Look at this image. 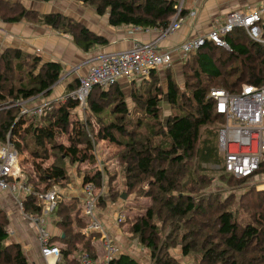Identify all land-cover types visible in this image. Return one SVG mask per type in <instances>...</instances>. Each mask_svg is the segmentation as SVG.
<instances>
[{
    "label": "trees",
    "instance_id": "1",
    "mask_svg": "<svg viewBox=\"0 0 264 264\" xmlns=\"http://www.w3.org/2000/svg\"><path fill=\"white\" fill-rule=\"evenodd\" d=\"M56 1L0 0V10L19 11V16L6 18L7 22L18 23L37 13L27 7L28 2L49 4ZM81 1L93 5L100 16L108 14L109 26L113 28L166 29L180 5L178 0ZM183 8L180 17L184 18L189 15L190 7ZM63 17L72 20L62 13L42 15L43 22L54 28L61 21L66 23ZM262 20L264 22V18ZM73 37L77 47L85 53L94 47L109 45L105 36L82 25L78 26ZM227 39L231 52L207 42L184 62L185 66L190 64L187 65L189 82L185 85L189 93L180 92L177 80L171 75L167 76V95L174 110L167 124L161 121L160 116L163 91L156 83L157 73L160 72L157 70L151 73L150 80L129 84L137 90L131 95L134 109L143 115L136 122L120 86L124 84H115L105 90L94 87L87 99L89 115L85 124L78 119L73 120V116L78 115L76 110L79 104L70 97L64 102L60 99L52 101L50 109L41 116H21L18 103L49 97L60 80L63 65L45 61L41 55L25 53L20 48L4 50L0 56V138L15 146L18 157L31 152L33 158L41 161V164H35L37 173L30 175L26 172L25 181L32 191L26 196L24 211L42 215L38 197L66 184L69 175L65 163L69 161L88 171L84 186L91 184L96 191L101 190L104 174L95 151L98 145L106 144V147L116 150L112 157L120 154L124 161L127 194L138 191L143 193V197L152 199L151 205L136 200L135 206L143 207L144 215L135 217V213L129 219L133 221V233L150 250L153 264H181L170 249L176 246L173 238L181 230L182 224L186 231L178 243L182 245L183 255L197 251L201 255L199 264H264V227L241 225L235 213L224 207L226 204H222L221 200L219 204L213 201V195L217 197L219 193L198 195L199 190L195 187L196 184L209 186L210 180L196 173L203 172V164H220L222 160L224 163V158L221 159L218 153L219 147L212 142L201 143L205 126L225 120L217 113L210 91L223 88L236 93L244 84L264 85V43L251 40L246 31L240 28L231 32ZM165 70L172 71V67ZM78 83V80L71 82L67 96L78 88ZM63 136H69L68 144L59 142ZM195 159L196 168L190 172L195 165L192 167L189 164ZM19 163L26 168L28 160L23 157ZM263 171L264 163L260 172ZM235 179L232 175L229 183L236 184ZM237 180L244 183L248 179ZM144 184L153 190L143 192ZM103 200L101 198V204L105 203ZM77 202L74 197L66 199L62 194L58 199L55 226L62 232L60 235L55 232L58 235L56 238L53 233L51 238V244L58 242L62 245L57 264H73L76 261L82 264L80 257L83 254L102 264L99 262L101 251L97 244L100 234L85 232L84 228L77 229L78 224L88 225L85 216L77 217ZM75 207L76 211L71 209ZM63 211L67 212L65 216ZM157 217L163 225L171 224L172 231L164 241L159 236V225L155 221ZM207 217L209 221L198 220ZM1 220L0 210V264H30L21 245L9 242L8 229ZM125 222L126 219L122 224ZM74 227L77 229L75 232ZM84 235L90 239L85 241ZM83 240L85 244L79 248L78 244ZM249 252H255L254 256H249ZM109 264L140 263L131 254H122Z\"/></svg>",
    "mask_w": 264,
    "mask_h": 264
},
{
    "label": "rangeland",
    "instance_id": "2",
    "mask_svg": "<svg viewBox=\"0 0 264 264\" xmlns=\"http://www.w3.org/2000/svg\"><path fill=\"white\" fill-rule=\"evenodd\" d=\"M178 1L179 4L184 5L185 7H190V8L191 6L193 7L192 4L194 0H178ZM204 2L207 3V0H204ZM28 4H29V9L36 10L37 13L29 16L26 19H23L18 23L7 22L6 18L19 16L20 14L19 11H9L8 9H4L2 11L0 10V56L4 50L9 48L6 46L11 43L13 45H19L18 47H20V49H23V52L25 53H28L27 50L37 49L36 53H39L41 56L46 57L48 55L47 54L44 55V54L45 52L48 53L49 51L47 48L46 39L47 36L50 35V36H54V38H58L59 41L62 38H65L63 40L68 41V45H66V47L62 49L63 50L62 52L69 53L70 56L66 57L67 61L72 62L73 65L78 63H80L81 65L83 63H86L85 59L88 56L77 47L74 41L73 34L76 33L78 26L80 27L81 25L82 27L86 26L87 28H89L90 30H92L97 34H99V32H105V33L108 32L107 34H109V32H111V34L114 33L119 34V32L120 33L123 32V31H119V32L110 31L109 28L110 26L108 23V14L100 16L93 5L86 4L81 0H57L56 2L49 4L47 3L36 4V2H28ZM199 7L201 8L200 4L197 2L195 6L196 14L192 16L191 14L192 10L189 12V14L191 15L193 20V22L191 20L193 27L195 25L194 28L199 30L200 34H204L208 29L212 28L211 25H214L216 20H220V19L213 20V18L215 17L211 15V17L209 18V20L212 21L210 27L205 28V27L197 26L198 24L197 21L200 19L199 17L200 15H198V11H197ZM49 13H62L64 16L70 17L72 20L70 19L67 20L66 18L63 17V20H65L66 23L61 21V24L60 23L57 24V28L50 27L47 26L42 19V15ZM223 18H225V16H222V19ZM77 22L82 24L76 25ZM200 28L203 29L201 30ZM14 29L16 30V32L14 31ZM44 41L45 44L40 49H38L39 45L42 42L44 43ZM55 51H61V50H59V48L55 45V48L52 49L51 54H54ZM218 54H221V52H219ZM190 63L192 64L193 60ZM187 65L190 64H186L185 66L184 62H180L179 56L175 54L172 71L162 70L157 73L158 77L156 78L158 79L156 83L159 84L158 86H161L163 91V102L161 103L160 116H161V121H163L165 124H167L168 119L171 117V114H173L174 111L169 103V98L167 95V80H166L167 76L171 75L177 80L176 83L181 90L180 92H183L185 94L189 93L190 91L187 90L185 87L186 82H189L188 74L190 73L188 71ZM90 66L91 64H89L88 71ZM62 67H63V71L61 73L60 80L54 86L53 92L50 94L49 97L45 96V97L37 98L35 100L37 101L35 105H39L42 103L51 104V102L54 100L65 99L69 91L68 86L71 84L70 82H72L73 76L68 77L67 75L66 77H64L66 72L65 69L66 66L63 65ZM75 68L73 69V72H76ZM82 68H85L84 65ZM75 79L76 77H74L73 82L75 81ZM150 79L151 77L149 78V80ZM192 81L193 80H190V82ZM194 81L196 82V80ZM214 85L215 83L212 84L213 87ZM120 86L122 87L121 89L125 94V98L127 99L128 106L130 110L133 112L132 118H134V122H136L137 118L143 117L140 111L134 109L135 106L131 98L132 93H134L137 90H134V88L129 84L120 85ZM96 93L97 92L95 91L94 94ZM62 102H64V100H62ZM86 105L87 104H85L82 108L80 107V109L78 108L76 110L78 115H76V117L73 116V120L78 119L81 124L82 123L85 124L87 122L89 113H87ZM225 123L226 120L223 119V123L217 121L214 124L205 126L202 129V133H201V143L205 141L212 142L218 148L219 134H220L219 130ZM68 138L69 136H63L59 142L63 144L64 141L65 144H68ZM30 145L32 144L30 143ZM115 152H116L115 149H110L109 147H106V144L98 145L97 152L95 151L96 156L98 157L97 159L99 161L101 160V166H102L101 170L104 174L103 180L101 181L103 188L99 191L94 190V197L97 200V204H96L97 208H95L96 221L100 222L103 225L108 236L111 237V239L109 238L108 239L111 242L113 241V245L116 246L120 252L122 251L121 255L131 254L139 261L140 264H153L150 250L145 245L141 244L139 237L133 233V229H132L133 221L132 220L130 221L129 219L130 217L134 216L135 213H136L135 217L140 216L141 214L144 215L143 207L139 208L135 206L136 200L139 199L140 201H142L143 204L151 205L152 199L143 197V193H140L138 191H135L134 193L129 195L127 194L128 191L126 188V174L124 171L125 164L120 154H118L117 156L115 155L116 157H112V154H114ZM218 153L221 159H223L221 152L219 151ZM23 157L28 160V163L26 164L27 169L25 167H22V165L19 163L21 175L18 181L26 183L25 181L26 172L30 175L37 173L35 164H41V161L33 158L31 156V152H25L24 155H22V157L21 156L18 157V160L22 162ZM196 161L197 160L195 159L194 161L190 162L189 166L193 167L195 165V167L191 168L190 172H193L195 170ZM65 167L67 168V172L69 175L67 177L66 184L63 187L59 186L57 188H54V190H52L51 192H55V191L62 192V195L66 197V199H72L74 197L78 201L77 209L79 208V211L77 212V217L78 219H80V215L81 216L83 215V205H84L83 194L85 190L84 179L86 172L88 171H86V169L80 167L79 165L77 166L73 165V163H71L70 161L65 163ZM202 168L204 169L203 172L200 171L196 173L198 174V176L200 175L205 176L206 179L210 180V183L209 186L208 184L206 186L196 184L195 187L199 190L198 195L206 194L209 192H214L215 194L219 193L217 197H214L213 195V199H214L213 201L219 204L220 202L219 200H221L222 204H226L224 205V207L225 208L227 207L229 210L235 213L236 218L241 225L246 226L250 224L251 225L256 224V226L260 228L264 227V194H262L264 192V171L260 172V174L256 175L255 177L248 179L244 183H241L240 180H237L238 178L236 177V179L234 180L236 184L235 183L231 184L229 183V181L232 175L226 173L223 170V160L220 162V164H203ZM146 184L143 185V192L144 191L148 192L150 190H153L151 187L150 188L147 187ZM188 186H191L192 188L191 184H189ZM31 191H32V187H31ZM48 193L50 192L42 193L38 197L40 201V205L42 206V210H44L46 204L44 200L41 198V196H45ZM123 194H126L127 196L126 199H123L122 197ZM27 195L28 194L25 191H21L18 194L16 193L15 196H17L16 198L17 200L15 199L16 203H14V208L8 209V211L6 210V208L0 207L1 219H2L1 221L5 223L6 228L8 229V233L10 235L9 242L18 243L21 245L22 250L24 252L28 251V253L25 254L30 264H41L39 263L41 261L43 262V264H47L45 263L46 262L45 260H42L43 257L41 258L38 255L40 251H38L37 248V241H39V230L41 229L40 224L37 223L35 225L34 223L29 222V220L27 219V217L30 216L37 217V215L27 214L24 211V201ZM101 198L104 199L103 201H105V203L102 204L100 203ZM12 201L14 200L12 199ZM21 202L23 203V209H21L20 207ZM58 204L59 203L57 202V205ZM71 209H75L76 211V207ZM55 212L50 216L51 223H46V226L44 227H46V229L51 234H53L56 231L58 232V235H60L61 234L60 232L62 231L56 228L55 226V222H57L56 219L58 218ZM63 213H64L63 216L67 214V212L65 211H63ZM120 215L125 216L126 222L123 224L122 222H120ZM42 216L43 213L40 217L37 218H41ZM91 218L92 217H90V219ZM157 218L155 219V221L159 225V236L161 238V241H164L166 239V235H168L172 231L171 224L168 222V224L165 226L161 221H159V218L158 219ZM25 219H27V221ZM198 220L209 221V217L200 218V219L198 218ZM48 224H52L51 226L55 231L49 229V227H47L49 226ZM88 225H89V221H88ZM88 225L84 226V223L78 224L77 229H82V228L86 229ZM77 229L76 227H74L73 229L74 232ZM185 231H186V227H184L182 224L181 230L178 232V234L174 235L173 240H176V246L170 249L171 254L174 256H177V254L183 255V251L181 247L182 245L181 243L179 244L178 242H180L181 236ZM58 235L54 233L55 238ZM88 239H90L89 236L84 235V240L87 241ZM84 240L83 243L78 244L79 248H82L83 245L85 244ZM54 242H56V240ZM60 244L61 243L58 242L55 243V245L58 246L59 248L62 246ZM97 244H99L98 248L101 251L99 262H102V264L108 263L106 258V250H105V248H107L106 243L104 244V241L101 238H99V240H97ZM35 253L37 255V262L34 259ZM249 254H250L249 256H254L255 252H249ZM189 258H191L195 264H199L201 260V255L197 251H195L192 254H190ZM76 262H74L73 264H77Z\"/></svg>",
    "mask_w": 264,
    "mask_h": 264
},
{
    "label": "built area",
    "instance_id": "3",
    "mask_svg": "<svg viewBox=\"0 0 264 264\" xmlns=\"http://www.w3.org/2000/svg\"><path fill=\"white\" fill-rule=\"evenodd\" d=\"M184 5L178 6V12L172 23L166 28L131 27L128 33L159 31L160 36L149 42L134 39L132 46L126 50L117 52H106L98 54L83 65L91 64L89 71L79 79L78 88L65 97L74 99L82 108L87 104L94 87L105 90L115 84L140 82L149 79L155 70L162 71L174 65V56L177 54L181 62H185L189 55L203 47L207 42L231 52L227 36L236 29H244L249 38L255 42L264 43V0L259 4H251L242 11L234 10L226 14L225 18L218 20L204 34L189 38L179 44L170 47L161 46L162 41L173 36L185 24L186 19L191 17H180ZM192 16L196 13L191 11ZM177 47V48H175ZM176 52V53H175ZM39 98V97H38ZM210 98L215 103L217 113L223 116L226 123L221 127L219 134V151L224 163L223 168L227 173L239 179H250L260 174L261 165L264 163V85L244 84L242 89L231 93L225 89L213 88ZM37 98L21 101L20 115L36 117L43 115L50 109L49 103L35 105ZM20 166L18 151L10 141L3 142L0 138V193L16 195L21 191L31 193V187L20 179ZM94 186L89 184L84 190L83 216L89 225L85 232H96L101 234V239L106 243V258L110 261L119 257L122 253L113 245L103 225L96 221L97 200L94 197ZM62 192H50L41 196L46 207L42 211L43 216L37 218L27 217L29 222L40 224L39 247L40 253L47 264H57L61 258V250L58 246L51 244V234L46 227L50 223V216L57 209V202ZM23 209V203H20ZM32 215V214H31ZM90 217H92L90 219ZM125 216L120 215V222ZM48 227V226H47ZM109 238V239H108ZM82 264H97L87 254L81 257Z\"/></svg>",
    "mask_w": 264,
    "mask_h": 264
},
{
    "label": "crops",
    "instance_id": "4",
    "mask_svg": "<svg viewBox=\"0 0 264 264\" xmlns=\"http://www.w3.org/2000/svg\"><path fill=\"white\" fill-rule=\"evenodd\" d=\"M13 1L14 2H21L22 0H13ZM262 1L263 0H207V3H205L204 0L203 1L194 0V2L192 4L193 7L191 6V8H189V9H190V11L192 10L193 13H196L195 6H196L197 2L200 4L201 8L199 7L198 10H197L198 11V15H200L199 16L200 19L197 21V23H198L197 26L206 28V27H210V25L212 24V21L209 20L211 15L213 17H215V18H213V20L214 19H220L221 20L222 16H226V14L231 12V11H234V10L242 11L245 8H247L249 5H251V4L257 5L260 2H262ZM204 4H206V5H204ZM27 7L29 8V4L27 5ZM191 20H192V17H189V19L187 18L186 24L179 31H177L173 36H171L168 39L163 40L161 46L167 48V47H170L171 45L179 44V43H181L183 41L188 40L189 38H192L194 36L199 35L200 34L199 30L194 28L195 25L193 27V25H192L193 20H192V22H191ZM216 21H218V20H216ZM109 28H110V31H112V32H119V31H123V32H121V33L119 32V34H115V33L111 34V32H109V34H107L108 32H106V33L105 32H99V34H103V36H105L108 39L109 45H107V46H97V47H94L88 53L84 52L88 56L85 59L86 62H87V60H90V58H92V57H94V56H96L98 54H101V53L117 52V51L126 50V49H128V48H130L132 46V42H133L134 39H138L139 41H142V42H149V41L157 39L160 36V32L156 31V30L149 31V32H136L135 34H131L130 35V33H128V31L132 30V28L129 27V26H127V27L126 26L125 27H119V28H113V27L110 26ZM200 29L202 30L203 28H200ZM14 31L16 32L15 29H14ZM63 39H65V38H62L59 41L58 38H54V36L48 35L46 40H47V48H48L49 51H48V53L45 52V54H44V55L47 54L48 56H46V57L42 56V58L45 61L60 62L62 65L66 66L65 67L66 72H65L64 77H66L67 75H68V77L73 76L72 77V82H73L74 77H76V79H79V77H81V76H83V75H85L87 73L89 64L88 65H84L85 68H82L83 64L80 65V63H78V64H74L73 65L72 62L67 61L66 57L70 56V55H69V53H63L62 49L64 47H66V45H68V41L63 40ZM44 44H45V41H44V43L42 42L40 44L41 46L39 45L38 49H40ZM55 45L61 51H55L54 54H51V51H52V49L55 48ZM18 46L19 45H13V44L10 43L6 47H9V48H20ZM27 52L30 53V54H34V53L37 52V49L27 50ZM36 54L38 55L39 53H36ZM74 68H75L76 72H73ZM122 84L125 85L127 83H125V80H123ZM57 97H59V96H57ZM7 194L8 193H0V207H4L8 211V209L14 208V203H16L15 199L17 198V196H15L13 194H8V195H10V196H8ZM81 195H82V193H81ZM12 199L14 201H12ZM3 210H5V209H3ZM25 220L27 221V219H25ZM48 225H49L48 226L49 229H51L52 231H55L52 228V226H51L52 224H48ZM37 248H38V251H40V247H39L38 241H37ZM25 253H28V251L27 252L25 251ZM38 255L42 258L40 253ZM174 257L177 260L179 259L181 264H195L194 261L191 258H189L190 255L185 256V255L177 254V256H174ZM34 259L37 262L36 253H35ZM42 260H44V259H42ZM39 261H41V260H39ZM39 263L43 264L42 261L39 262Z\"/></svg>",
    "mask_w": 264,
    "mask_h": 264
},
{
    "label": "water",
    "instance_id": "5",
    "mask_svg": "<svg viewBox=\"0 0 264 264\" xmlns=\"http://www.w3.org/2000/svg\"><path fill=\"white\" fill-rule=\"evenodd\" d=\"M263 29H264V27H263ZM123 199H126L127 198V196H126V194H123Z\"/></svg>",
    "mask_w": 264,
    "mask_h": 264
}]
</instances>
